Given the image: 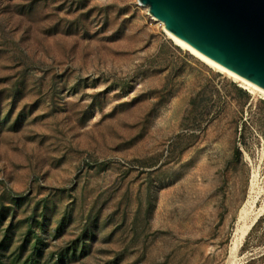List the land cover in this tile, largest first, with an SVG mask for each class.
I'll list each match as a JSON object with an SVG mask.
<instances>
[{"label":"rangeland","instance_id":"1","mask_svg":"<svg viewBox=\"0 0 264 264\" xmlns=\"http://www.w3.org/2000/svg\"><path fill=\"white\" fill-rule=\"evenodd\" d=\"M263 212V94L138 0H0V264H242Z\"/></svg>","mask_w":264,"mask_h":264},{"label":"water","instance_id":"2","mask_svg":"<svg viewBox=\"0 0 264 264\" xmlns=\"http://www.w3.org/2000/svg\"><path fill=\"white\" fill-rule=\"evenodd\" d=\"M138 2L177 38L264 89V0Z\"/></svg>","mask_w":264,"mask_h":264},{"label":"bare ground","instance_id":"3","mask_svg":"<svg viewBox=\"0 0 264 264\" xmlns=\"http://www.w3.org/2000/svg\"><path fill=\"white\" fill-rule=\"evenodd\" d=\"M163 30L165 31V33L167 34V36L174 42L175 45H177L178 47H180L181 49L187 51L189 54H191L192 56H194L195 58H197L198 60H200L201 62H203L204 64H206L207 66H209L210 68L221 72L223 74H225L226 76H228L229 78H231L234 81L239 82V84L249 90L250 92H258L264 95V89L258 87L257 85L247 81L246 79H243L242 77L236 75L235 73H233L232 71L222 67L221 65H219L218 63L212 61L211 59L207 58L206 56L202 55L201 53H199L198 51H196L194 48H192L190 45H188L186 42L180 40L179 38H177L175 35H173L168 29H166V27L164 26L163 23H161ZM251 222V221H250ZM243 224V223H242ZM249 228V226H241L238 231H237V237L234 240V245H236L237 241L245 234L246 230ZM248 232V231H247ZM233 246V245H232ZM236 247V246H235Z\"/></svg>","mask_w":264,"mask_h":264},{"label":"trees","instance_id":"4","mask_svg":"<svg viewBox=\"0 0 264 264\" xmlns=\"http://www.w3.org/2000/svg\"><path fill=\"white\" fill-rule=\"evenodd\" d=\"M258 245H264V212L257 217L250 227L241 250L246 249L252 252L253 247ZM0 263L2 262L0 261ZM242 264H264V249L252 253Z\"/></svg>","mask_w":264,"mask_h":264}]
</instances>
